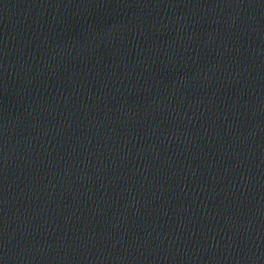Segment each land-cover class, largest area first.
I'll list each match as a JSON object with an SVG mask.
<instances>
[{"label":"water","instance_id":"obj_1","mask_svg":"<svg viewBox=\"0 0 264 264\" xmlns=\"http://www.w3.org/2000/svg\"><path fill=\"white\" fill-rule=\"evenodd\" d=\"M103 264H264V0H136Z\"/></svg>","mask_w":264,"mask_h":264}]
</instances>
